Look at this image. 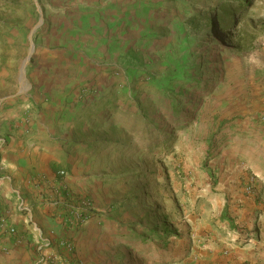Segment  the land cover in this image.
Masks as SVG:
<instances>
[{"label": "rangeland", "instance_id": "rangeland-1", "mask_svg": "<svg viewBox=\"0 0 264 264\" xmlns=\"http://www.w3.org/2000/svg\"><path fill=\"white\" fill-rule=\"evenodd\" d=\"M168 1L175 20L134 32L127 51L120 44L116 86L103 90L85 78L46 125L67 146L56 172H68L73 193L90 197L102 222L116 226L113 254L101 251L99 264H245L237 255L256 237V223L248 235L225 192L235 183L243 194L244 179L264 171V0H253L240 22L244 0ZM65 2L0 0L3 61L12 65L0 81V112L12 100L23 107V137L40 112L34 64L40 47L55 44ZM224 2L233 12L220 28Z\"/></svg>", "mask_w": 264, "mask_h": 264}, {"label": "crops", "instance_id": "crops-1", "mask_svg": "<svg viewBox=\"0 0 264 264\" xmlns=\"http://www.w3.org/2000/svg\"><path fill=\"white\" fill-rule=\"evenodd\" d=\"M174 4L168 0H144L138 6L120 0H68L61 6L50 35H53L55 44L40 47L38 62L34 64L33 102L40 107V112L33 134L23 137L21 105L12 100L0 112V137L7 139V146L0 158V169H3L0 175L11 178V182L0 180L1 264H37L38 254L30 244L34 235L29 219L41 227L46 237L52 240L65 237L72 242V253L63 249L58 251L81 264H99L100 252L106 249L113 254L116 238L112 236L113 230L109 229L116 226L112 228L107 222H102L101 213L82 227L66 229L58 226L53 218L55 210L46 206L40 194L42 188L65 187L74 191L72 178L61 179L56 172L65 162L67 146L64 147L59 137L51 140V134L55 131L52 127H45L60 118L62 110L75 97L73 91L78 93L79 85L85 78L100 83L103 90L109 86L115 87L120 44L124 42L127 51L134 32L144 35L150 31L151 25L162 24L171 17L175 20L177 13ZM14 34L24 39L23 32ZM1 44L0 81L9 80L8 70L12 66L8 61H3L6 54ZM44 95L48 98L46 102L42 100ZM261 157L264 166V154ZM258 178L254 181L244 179V188L241 189L246 195L239 194L235 183L225 192L232 197L231 212L237 216L236 222L246 225L248 235L252 234L251 222L256 223V240L250 239L237 255L245 264H264V171ZM255 184V192L249 193L248 188ZM13 189L21 191V200L28 207L27 210L22 209ZM12 228L16 229V234H11Z\"/></svg>", "mask_w": 264, "mask_h": 264}, {"label": "built area", "instance_id": "built-area-1", "mask_svg": "<svg viewBox=\"0 0 264 264\" xmlns=\"http://www.w3.org/2000/svg\"><path fill=\"white\" fill-rule=\"evenodd\" d=\"M261 122L264 124V115L261 116ZM6 146L7 139L5 137H0V158ZM1 171H3V169H0V172ZM68 175V172L64 170L58 173V177L61 179L68 177ZM0 180L11 182V178L5 175H0ZM38 186H42V184ZM253 188L254 187L250 186L248 192L251 193ZM13 192L20 199L22 209L27 210L28 207L23 203V200H21V191L19 189H13ZM40 194L46 202V206L55 210L56 214L53 218L60 227L66 229L82 227L93 218L91 216L92 212L97 213L96 207L90 197L86 195H77L65 187H49V189L46 190L42 188ZM29 223L31 225L32 234L34 235L30 244L38 254L37 264H81L65 257L58 251V249L67 250L71 253L74 251L73 243L67 238L61 237L57 240H52L45 236L41 227L34 223L32 219H29ZM10 232L11 234H16V229L12 228Z\"/></svg>", "mask_w": 264, "mask_h": 264}, {"label": "trees", "instance_id": "trees-1", "mask_svg": "<svg viewBox=\"0 0 264 264\" xmlns=\"http://www.w3.org/2000/svg\"><path fill=\"white\" fill-rule=\"evenodd\" d=\"M175 1V0H174ZM253 3V0H244L243 3H241L239 5V14H238V17L235 18V20L238 22H240V18H242L243 16V13L248 9V7ZM232 6L230 3H227V2H224L222 3L221 5L218 6L217 8V21H218V24L220 26V28H226L227 27V22L229 21L230 19V16L232 15ZM233 20V24H234V21ZM112 103L114 104V102L112 101ZM59 168H57L56 170H58ZM60 171H57V173H59ZM66 194V192H65ZM97 215L96 212H92L91 213V216L92 217H95ZM168 237L172 236V233L169 232L167 233ZM170 234V235H169Z\"/></svg>", "mask_w": 264, "mask_h": 264}, {"label": "water", "instance_id": "water-1", "mask_svg": "<svg viewBox=\"0 0 264 264\" xmlns=\"http://www.w3.org/2000/svg\"><path fill=\"white\" fill-rule=\"evenodd\" d=\"M41 12V11H40ZM42 13V12H41ZM43 22V20L41 19V23ZM33 52H34V44L32 43V46H31V49H30V54H29V57H28V59H27V61H26V63H25V66H26V64H27V62H29L30 60H31V57H32V54H33ZM25 66H24V71H23V73H24V75H25Z\"/></svg>", "mask_w": 264, "mask_h": 264}]
</instances>
